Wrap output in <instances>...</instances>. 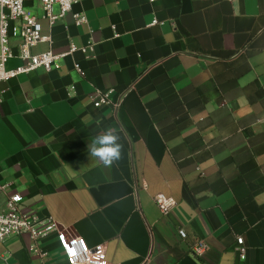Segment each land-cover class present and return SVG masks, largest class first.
Returning <instances> with one entry per match:
<instances>
[{"label":"crops","instance_id":"crops-1","mask_svg":"<svg viewBox=\"0 0 264 264\" xmlns=\"http://www.w3.org/2000/svg\"><path fill=\"white\" fill-rule=\"evenodd\" d=\"M25 3L56 52L92 49L0 83V183L22 210L89 247L108 242L116 264H264V0H83L73 13L87 24L70 13L53 29L39 0ZM95 89L114 103L127 93L120 110L96 108ZM108 127L123 144L110 168L88 152ZM158 194L177 202L168 215ZM41 243L46 264H68L56 234ZM30 244L10 237L0 264H42Z\"/></svg>","mask_w":264,"mask_h":264},{"label":"built area","instance_id":"built-area-1","mask_svg":"<svg viewBox=\"0 0 264 264\" xmlns=\"http://www.w3.org/2000/svg\"><path fill=\"white\" fill-rule=\"evenodd\" d=\"M40 8L43 12L42 18L49 22L53 29L59 21L70 13H73L75 5L83 0H39ZM55 6H59L60 12H55ZM73 19L77 26L88 23L87 15L84 12L73 13ZM12 39H19L16 46L17 51L12 46ZM49 43L50 49L41 54L34 52L35 48L41 44ZM92 49V45L87 48L78 49L73 43L68 51L58 53L53 48L52 37L43 36L42 25L39 18L26 7L25 0H0V83L8 82L20 75H29L38 70L47 73L58 70L61 61L67 57H73L77 51L87 53ZM12 59H19L21 65L15 69L8 70L7 64ZM76 71L85 77L86 73L80 64L75 62ZM72 91L74 88L71 89ZM135 90V85L128 92ZM112 91L95 89L96 108L103 105H111L117 112L124 101V96L120 101L114 103L111 98ZM3 102V94H0V105ZM8 184L0 183V193L6 197L7 210L0 213V244L4 243L12 236L28 235L31 239L29 251L39 258L42 264H46L48 253L42 248V240L51 234H56L60 242L68 264H116L107 259L109 243H103L97 247H89L81 237H69L65 229L58 221L52 217L41 219L36 214L27 213L22 210V196L18 193L10 194ZM137 189H147V184L143 182ZM155 204L162 215H168L177 205L173 197L158 194L153 197ZM182 240L187 239L184 229L179 230ZM237 251L240 254L246 253L244 237H237ZM208 249L204 240L199 241L192 247V254L202 256ZM150 258L145 261L148 264Z\"/></svg>","mask_w":264,"mask_h":264},{"label":"clouds","instance_id":"clouds-1","mask_svg":"<svg viewBox=\"0 0 264 264\" xmlns=\"http://www.w3.org/2000/svg\"><path fill=\"white\" fill-rule=\"evenodd\" d=\"M120 141L121 134L115 128L108 127L88 145L89 155L110 168L123 158V144Z\"/></svg>","mask_w":264,"mask_h":264}]
</instances>
